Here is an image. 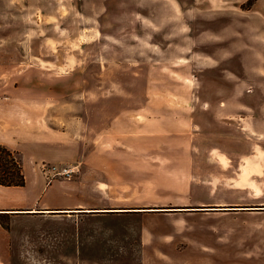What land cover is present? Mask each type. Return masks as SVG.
I'll list each match as a JSON object with an SVG mask.
<instances>
[{"label": "rangeland", "instance_id": "rangeland-1", "mask_svg": "<svg viewBox=\"0 0 264 264\" xmlns=\"http://www.w3.org/2000/svg\"><path fill=\"white\" fill-rule=\"evenodd\" d=\"M1 7L0 111L33 90L67 143L40 170L93 169L65 181L77 207L0 213V264H264V210H216L264 207L263 169L217 136L244 119L264 136V0Z\"/></svg>", "mask_w": 264, "mask_h": 264}, {"label": "crops", "instance_id": "crops-1", "mask_svg": "<svg viewBox=\"0 0 264 264\" xmlns=\"http://www.w3.org/2000/svg\"><path fill=\"white\" fill-rule=\"evenodd\" d=\"M6 10L1 7L0 11ZM9 11H15L14 7H11ZM49 93L50 91L46 90L41 95L48 96ZM12 96L24 98H17L16 101L5 105L4 109L0 111V145L17 153L25 184L23 186L0 185V213L19 214L36 212V210L49 212L50 210L77 207L83 184H80L79 181L66 183L65 179L60 178L48 183L40 170L42 162L67 160L65 154L67 143L62 138L52 139L50 125L42 120V105L34 104L33 98H29L34 96L33 90L16 88ZM40 106L41 108H39ZM218 125L219 127L223 125L222 128L226 129L218 132L219 138L228 141L239 138L242 143L246 144V146H240V149L238 147H231V149L225 146L220 147V151L226 152L233 162L234 158L239 156L238 152L246 151L249 148L247 151H251V156L243 158V162H240L239 166L244 168L246 159L250 160L252 168L257 164L264 171V159H262L264 136L256 135L263 127L250 119H244L240 123L219 120ZM233 130H237L239 133ZM95 144H98L97 140H95ZM77 165L80 167V173L93 169V165L90 163L79 162ZM236 168L237 165L233 169L236 170ZM47 192L52 193L48 198L43 196Z\"/></svg>", "mask_w": 264, "mask_h": 264}, {"label": "trees", "instance_id": "trees-1", "mask_svg": "<svg viewBox=\"0 0 264 264\" xmlns=\"http://www.w3.org/2000/svg\"><path fill=\"white\" fill-rule=\"evenodd\" d=\"M24 184L25 178L17 153L0 145V185L23 186Z\"/></svg>", "mask_w": 264, "mask_h": 264}, {"label": "built area", "instance_id": "built-area-1", "mask_svg": "<svg viewBox=\"0 0 264 264\" xmlns=\"http://www.w3.org/2000/svg\"><path fill=\"white\" fill-rule=\"evenodd\" d=\"M41 171L48 182L57 178L70 180L79 172V166L77 164L65 166L42 164Z\"/></svg>", "mask_w": 264, "mask_h": 264}, {"label": "water", "instance_id": "water-1", "mask_svg": "<svg viewBox=\"0 0 264 264\" xmlns=\"http://www.w3.org/2000/svg\"><path fill=\"white\" fill-rule=\"evenodd\" d=\"M214 209V208H209ZM264 208H217L216 210H263Z\"/></svg>", "mask_w": 264, "mask_h": 264}]
</instances>
